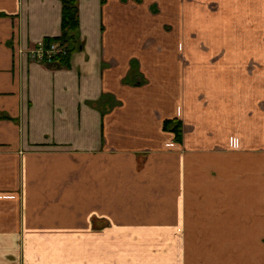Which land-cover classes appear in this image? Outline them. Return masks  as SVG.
I'll list each match as a JSON object with an SVG mask.
<instances>
[{
	"label": "crops",
	"instance_id": "0c3cea01",
	"mask_svg": "<svg viewBox=\"0 0 264 264\" xmlns=\"http://www.w3.org/2000/svg\"><path fill=\"white\" fill-rule=\"evenodd\" d=\"M79 20L54 67L61 0H0V264H264V0Z\"/></svg>",
	"mask_w": 264,
	"mask_h": 264
},
{
	"label": "trees",
	"instance_id": "16d2710c",
	"mask_svg": "<svg viewBox=\"0 0 264 264\" xmlns=\"http://www.w3.org/2000/svg\"><path fill=\"white\" fill-rule=\"evenodd\" d=\"M138 1V0H137ZM62 2V21L61 34L57 37L44 38L45 47L49 48L51 44L57 43L65 52L59 51L53 54L52 62L49 65L58 67L69 64L70 56L77 48L81 47L79 40V0H61ZM105 2V0H102ZM165 127L174 131L177 138L181 140V124L178 120H170L165 122Z\"/></svg>",
	"mask_w": 264,
	"mask_h": 264
},
{
	"label": "built area",
	"instance_id": "2783aa9c",
	"mask_svg": "<svg viewBox=\"0 0 264 264\" xmlns=\"http://www.w3.org/2000/svg\"><path fill=\"white\" fill-rule=\"evenodd\" d=\"M62 50L65 52V50L61 48L56 42L47 48L45 47L44 41L42 40L37 44L36 47L29 51V56L33 61L49 64L52 62L53 54H56Z\"/></svg>",
	"mask_w": 264,
	"mask_h": 264
},
{
	"label": "rangeland",
	"instance_id": "374dc122",
	"mask_svg": "<svg viewBox=\"0 0 264 264\" xmlns=\"http://www.w3.org/2000/svg\"><path fill=\"white\" fill-rule=\"evenodd\" d=\"M250 0H240V2H242V3H247V2H249ZM241 18V17H240ZM245 21H246V18L245 19H241L240 20V22H236V23H234V25H236V30L239 32V31H241V32H246L247 31V27H246V25H245ZM238 23H239V25H238ZM247 24V23H246ZM238 25V26H237ZM241 42H239V45H240V47H241ZM264 44V43H263ZM251 45H253L252 43H251ZM256 49H260V47H259V45L258 44H256ZM247 49H248V45H247ZM242 50V49H241ZM251 50H253V48H251Z\"/></svg>",
	"mask_w": 264,
	"mask_h": 264
}]
</instances>
